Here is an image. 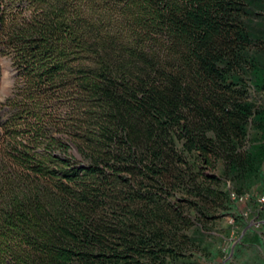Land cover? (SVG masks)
<instances>
[{"label": "trees", "instance_id": "obj_1", "mask_svg": "<svg viewBox=\"0 0 264 264\" xmlns=\"http://www.w3.org/2000/svg\"><path fill=\"white\" fill-rule=\"evenodd\" d=\"M0 54V264H186L264 195V0H0Z\"/></svg>", "mask_w": 264, "mask_h": 264}, {"label": "rangeland", "instance_id": "obj_2", "mask_svg": "<svg viewBox=\"0 0 264 264\" xmlns=\"http://www.w3.org/2000/svg\"><path fill=\"white\" fill-rule=\"evenodd\" d=\"M14 72L9 59L0 54V101L12 89ZM251 99L264 104V93L251 90ZM211 173V172H209ZM232 208H219L216 219L191 234L195 248L188 254L186 264H264V206L256 191L245 193L249 200L239 204L232 198L233 184L227 181ZM247 214V215H246Z\"/></svg>", "mask_w": 264, "mask_h": 264}, {"label": "built area", "instance_id": "obj_3", "mask_svg": "<svg viewBox=\"0 0 264 264\" xmlns=\"http://www.w3.org/2000/svg\"><path fill=\"white\" fill-rule=\"evenodd\" d=\"M232 198L237 201L239 204H246L249 200L248 195H238L236 193H232ZM260 203L264 206V197L260 199ZM247 215V214H246ZM264 223H257V227H261Z\"/></svg>", "mask_w": 264, "mask_h": 264}]
</instances>
